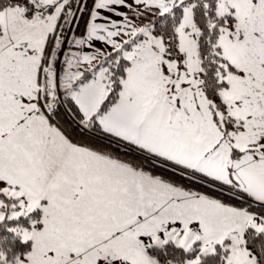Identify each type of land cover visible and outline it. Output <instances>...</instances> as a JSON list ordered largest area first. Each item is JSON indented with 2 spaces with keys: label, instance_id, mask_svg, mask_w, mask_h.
I'll list each match as a JSON object with an SVG mask.
<instances>
[{
  "label": "snow or ice",
  "instance_id": "1",
  "mask_svg": "<svg viewBox=\"0 0 264 264\" xmlns=\"http://www.w3.org/2000/svg\"><path fill=\"white\" fill-rule=\"evenodd\" d=\"M0 264H264V0H0Z\"/></svg>",
  "mask_w": 264,
  "mask_h": 264
}]
</instances>
